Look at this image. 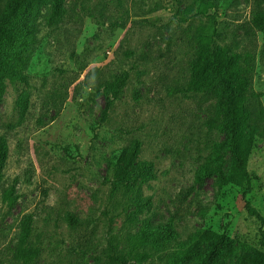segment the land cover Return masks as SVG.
<instances>
[{"label":"rangeland","instance_id":"rangeland-1","mask_svg":"<svg viewBox=\"0 0 264 264\" xmlns=\"http://www.w3.org/2000/svg\"><path fill=\"white\" fill-rule=\"evenodd\" d=\"M200 6L214 18L181 21L187 8ZM50 10L43 2L30 53L23 62L11 59L19 78L6 81L0 101V138L9 152L0 179V264H21L16 251L27 222L24 248L39 250L31 264H107L110 243L131 256L149 252L136 243L147 227L170 226L181 240L202 229L232 237L227 264L263 249L264 223L248 214L241 189L204 174L225 141L210 126L219 86L187 88L201 35L215 27L218 45L256 56L253 87L263 97L251 103L244 134L255 127L249 197L264 218V36L251 26L264 0H64L55 26L48 25ZM125 74L104 119L109 86ZM134 140L142 143L137 160L152 163L154 179L112 196L113 165ZM230 159L227 153L223 173ZM135 198L150 199L136 216ZM169 252L143 264H166Z\"/></svg>","mask_w":264,"mask_h":264},{"label":"trees","instance_id":"trees-1","mask_svg":"<svg viewBox=\"0 0 264 264\" xmlns=\"http://www.w3.org/2000/svg\"><path fill=\"white\" fill-rule=\"evenodd\" d=\"M43 2H49L51 10L48 15V25H58L64 13V0H0V101L6 93V81L16 82L19 78L15 64L11 59L17 56L21 62L30 53L28 37L33 35L36 25V15ZM208 9L189 7L184 13L182 22H187L197 16H210ZM214 24L216 22L214 21ZM251 26L264 36V13H255L251 18ZM219 29L215 27L211 33H203L199 42V51L196 61L191 67L192 82L187 88L190 93H206L219 86L220 100L218 117L211 122V128H217L224 134L225 141L216 145L208 165L205 166L206 176H217L223 186H234L241 189L245 201L246 211L256 218L261 225L264 218L254 207L250 196L253 176L248 170V162L255 145V127L251 126L247 134L244 130L250 121V105L255 99H261L263 94L253 87V73L255 71L256 56L251 52L230 53L224 46L217 44ZM128 74L116 83L111 84L112 96L107 100L104 119L114 101L119 98L126 86ZM28 109L27 101L23 102L22 116ZM141 141L134 140L124 148L116 163L113 165L112 178L109 180L111 194L119 192H134L143 183L154 179L152 163L138 161L141 150ZM226 148V153L223 150ZM8 146L3 137L0 138V179L8 157ZM230 155V164L227 173L221 169L222 161ZM6 195V198H10ZM150 199L133 201L138 213H141ZM30 225L27 222L23 228L21 243L16 251V259L21 264H31L38 254V249L24 248L29 235ZM263 249L250 248L241 257L239 264H264V229L261 227ZM136 243L149 252H139L135 256L119 252L118 247L110 243L107 255V264H143L150 256L170 249L166 264H227L235 253L236 241L213 230H199L185 240L174 232L170 226L160 228L147 227Z\"/></svg>","mask_w":264,"mask_h":264}]
</instances>
